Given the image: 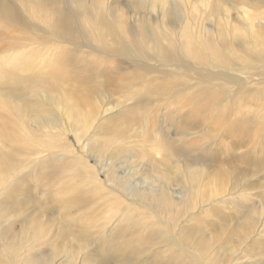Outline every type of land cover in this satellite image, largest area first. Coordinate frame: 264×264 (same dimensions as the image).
<instances>
[{
    "label": "rangeland",
    "instance_id": "rangeland-1",
    "mask_svg": "<svg viewBox=\"0 0 264 264\" xmlns=\"http://www.w3.org/2000/svg\"><path fill=\"white\" fill-rule=\"evenodd\" d=\"M45 75L92 146L48 144ZM262 81L264 0H0V264H264Z\"/></svg>",
    "mask_w": 264,
    "mask_h": 264
},
{
    "label": "bare ground",
    "instance_id": "bare-ground-1",
    "mask_svg": "<svg viewBox=\"0 0 264 264\" xmlns=\"http://www.w3.org/2000/svg\"><path fill=\"white\" fill-rule=\"evenodd\" d=\"M53 21H54L55 29L56 30H57L58 27L60 29V26L64 22V20L62 19L61 14H58L57 15L56 13L53 15ZM243 21H244V19H243ZM260 26L263 27V25H260ZM253 29L254 28L252 27V28H250L249 31H246V32L244 31L242 33L243 36L245 37V34H250V36L253 37V39L255 41H258V44L259 45H262L263 44V41H261L259 39V32L253 31ZM52 36H53V34H52ZM239 36H241V35L239 34ZM247 44H249V43H247ZM189 50L194 55L195 58H199L200 57L201 54H200V51L199 50L194 49V48H191ZM161 55L163 56V54H161ZM70 59H71L70 57H68V58L65 59L66 64H68L70 62ZM214 68L221 69V67H219V66H214ZM229 69H231V68L228 67V66L224 67V71H229ZM87 80H88V78H83L81 75H79V76H77V78L75 79V81H72L71 82V84L72 85L74 84L75 86L78 87V85H80V84H82V85L86 84L87 83L86 82ZM44 81L46 82L45 87L48 88V92H44L43 94L42 93H37V94H34V95L36 97V102H37V104H39V107L40 108L41 107H47L48 108V111L49 112L47 114H45V116L46 117L47 116L49 117V113L52 112V111L50 112V109H51V108L49 109L50 106H52L53 108L54 107L57 108L59 111H62V113L64 114V118L66 119V123H69V125H70V127L68 128V131H66V130L64 131L65 136H66V134L68 132H71L73 135H75V138L74 139L77 142V147L78 148H79L80 144L82 143V138H84L86 140V142H87L84 145L85 148L86 147H89V145L92 146V143H94V138H93L94 136L91 137L89 135H90L91 129L94 128L95 122L97 121V118H95L94 113L92 111H90L89 113L87 111H81L77 107H74L71 104L70 101H67L63 97V94L60 93L59 91L52 92L51 89H50V87H49L50 85H52V82L48 79V76L47 75H45ZM263 88H264V81H262V83L257 87V91H260ZM46 95L49 96V97L47 98ZM105 100L107 102L109 101L108 98H107V95L105 96ZM230 101L231 102L233 101L234 106L238 105L237 108H238V111H239L240 114H243L240 110L246 112V106H248V105L245 102H243V101L237 102V100L235 98H231ZM49 102L51 104H49ZM109 111L111 113L113 111V109L110 108V109L103 110L101 112V116H104ZM59 113H61V112H59ZM52 114L54 115V113H52ZM62 116L63 115H61V117ZM234 117H235L234 115H230L228 118H225V121L223 123L230 122L232 120V118H234ZM51 120H52V118L49 120V125L48 124L45 125V123L47 122V119H46V122H45V120H42V122H45L44 125L48 128V130L45 133L46 136L50 135V132H52V131H56L57 132V134H55L53 137L50 135L49 140H51V142H48L49 145H51L52 147H54L57 144V141L56 140H57L58 137H64L66 140H68V138H67V136L65 137L62 134V128H63V126L57 125L56 123L51 122ZM57 120L60 121L59 119H57ZM51 123H53V124H51ZM60 124H61V122H60ZM75 127H77V128H75ZM234 127H235V124H231L229 126V128H230L229 130H233ZM71 148L67 149L68 150V153H69L68 160L69 159H74V156H72L73 150ZM82 158H83V160H86L88 162V157L87 156H83ZM122 158L123 157H121V159ZM111 159H110L111 160V163L110 164L108 163L109 165L107 164L108 165V168L106 169V180L108 182H111L114 186H115V184L113 182V179L117 180V183H119V184H127V183H129L128 176H122L120 174V169H117L118 166H117V163H115V162H116V160H119V158L117 156L115 157V155H113L111 157ZM114 159H116V160L114 161ZM68 166H70V165H68ZM130 169L131 168H129V170ZM135 174L136 173H133V175H135ZM94 175H95V177L92 175V170H91V172L89 173L88 176L87 175H84V177L82 178L81 181H76V176H73V175L70 174V179H67V182L68 183L66 185L68 187V190H67L68 193H71V192H74L75 193L76 190L79 187H84L85 189H88V190H92L93 188L102 187V183H101V181H100V179H99V177L97 175V169H96ZM138 176H139V174H138ZM114 190H115V188H114ZM162 191H167V190L163 189ZM116 192L119 193L118 190ZM166 195L167 194H164V196H166ZM162 199H165V198H162ZM142 208H144V207H142ZM117 213H118V210H117ZM174 246H176V245H174Z\"/></svg>",
    "mask_w": 264,
    "mask_h": 264
}]
</instances>
